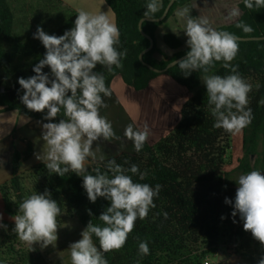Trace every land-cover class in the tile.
I'll return each instance as SVG.
<instances>
[{"label": "trees", "instance_id": "trees-1", "mask_svg": "<svg viewBox=\"0 0 264 264\" xmlns=\"http://www.w3.org/2000/svg\"><path fill=\"white\" fill-rule=\"evenodd\" d=\"M25 0H0V113L15 111L29 118L26 124L29 130L43 132L42 125L58 123L64 119L63 109L59 116L51 121L45 120L47 110L42 113L30 111L22 103L24 90L18 78H29L35 73L33 68L43 59L46 49L38 39H34L40 26L49 35H63L71 30L78 13L64 11L58 0H40L33 5L29 22L20 20ZM114 16V23L120 31L118 50H127L122 59V68H114L112 73L102 65L94 69L103 73L106 85L110 87L114 77L120 76L124 84L135 92L147 88L149 82L159 75L171 78L185 88L190 97L181 108V119L175 128L163 136L154 145L144 144L140 152L120 153L105 160L89 159L88 173L99 167L106 171L109 160H115L124 168L132 164L146 172L144 180L139 175L132 176L134 182L148 183L155 187L162 186L158 197L146 219L135 222L134 230L128 235L125 245L118 251L104 253L108 264H203L206 256H213L219 244L235 245V253L247 264H258L264 257V246L253 238L251 232L243 229V220L234 210L235 195L238 185L230 181V172L224 171L226 157L230 150L231 134L215 128V119L211 114L207 100V89L201 80L202 71H193L185 76L178 64L163 74L150 71L139 61V54L148 46V40L138 29L149 0H103ZM170 0H161L162 7L155 13L159 17ZM192 0H175L165 19L161 22L144 21L143 32L154 41L152 49L143 55L146 64L163 69L171 61L185 55L190 49L186 43L171 33H162V41L171 55L157 47L156 34L160 27L173 19L179 8L190 9V15L196 17L191 6ZM233 7H238L241 15L229 20L227 14ZM226 22L218 31H229L240 38L264 37V8L248 9L243 0L225 12ZM244 22L253 28L245 34L236 27L237 22ZM238 66L239 74L252 85L248 94V107L252 110V120L242 129V157L237 161L236 170L246 174L257 170L264 174V41L240 42L239 52L231 62ZM43 71L49 74L47 66ZM209 74L226 76L230 69L223 67V62H216ZM10 160V179L0 185V196L5 212L12 216L18 214L19 204L30 195L43 194L47 189L61 208L59 229L63 219H73L83 230L89 221L94 225L104 226L99 220L102 212L110 206V201L98 197L95 203L88 200L83 188V177L69 172L61 177L49 173L43 162L35 163L22 171L23 164L32 156L34 142L24 136L20 130H13L7 137ZM255 160L251 163V157ZM127 161V163H125ZM2 157L0 155V166ZM111 176V173H109ZM225 198L232 201L225 203ZM91 210L92 215H89ZM164 213H167L165 217ZM223 217V218H222ZM235 221V222H234ZM0 227V264H44L37 253L38 243L31 245L22 242L13 231L12 221L1 222ZM99 247V240L93 236ZM146 241L150 253L140 256L139 243Z\"/></svg>", "mask_w": 264, "mask_h": 264}, {"label": "clouds", "instance_id": "clouds-1", "mask_svg": "<svg viewBox=\"0 0 264 264\" xmlns=\"http://www.w3.org/2000/svg\"><path fill=\"white\" fill-rule=\"evenodd\" d=\"M243 3L250 10L264 8V0H243ZM161 7V0H149L144 16L154 18ZM189 13L188 8L177 13L185 18L184 32L190 49L178 67L185 76L202 71L200 78L207 89L208 105L215 119L213 126L238 134L252 120V110L248 107L252 85L239 74L238 66L231 63L239 52L241 38L229 31H218L207 17H193ZM240 15L239 8L233 7L227 19ZM74 25L59 36L49 35L42 27H37L34 39L42 43L46 52L33 68L35 75L18 78V83L24 90L21 101L27 109L38 113L47 110L44 119L48 121L59 116L61 109L65 117L58 123L42 125L43 151L36 154V159L45 164L49 173L63 177L74 172L83 177L82 186L90 202L95 203L98 197L110 201V206L99 216L104 226L89 221L81 232L82 238L69 246L71 264H108L104 253L118 251L125 245L137 219H146L155 208L154 199L162 186L134 182L127 172L139 175L141 180L147 173L141 172L136 164L126 169L114 159L107 162L106 171L96 167L92 169L95 175L86 174L89 158L96 159L93 143L101 138L119 139L111 122L100 114V109L108 106L104 98H110L112 92L104 74L94 69L98 64L109 73L114 68H122L127 50H118L119 28L105 12L92 14L81 10ZM236 27L245 34L253 32V28L242 21L237 22ZM216 62H223V67L230 69L231 74H209ZM45 66L50 68L51 78L43 71ZM124 135L133 142L136 152H140L149 137L148 126L138 128L129 124ZM236 182L238 188L231 215L235 217L239 213L243 229L264 246V174L252 170L240 175ZM225 203L232 201L225 198ZM88 211L92 215L91 210ZM61 214V208L47 189L43 194L34 193L19 204L18 214L13 217V231L22 242L31 245V250L34 243H39L41 248L55 246L60 227L57 218ZM164 215L167 217V213ZM0 227L6 228V225L0 223ZM93 236L99 240V247ZM138 247L140 256L150 253L146 241H141ZM258 264H264V257Z\"/></svg>", "mask_w": 264, "mask_h": 264}, {"label": "crops", "instance_id": "crops-1", "mask_svg": "<svg viewBox=\"0 0 264 264\" xmlns=\"http://www.w3.org/2000/svg\"><path fill=\"white\" fill-rule=\"evenodd\" d=\"M58 1L64 11L79 13V11L83 10L92 14L105 12L110 18V20L114 22L113 13L105 5L103 0ZM238 2H240V0H192L190 3L195 11L196 17H207L210 21L211 26L217 29L225 25V12ZM182 10L183 8H179L178 10H176L174 18L166 21L160 27L159 31L155 36L157 47L167 55H171L172 52L169 51L164 45L161 36L162 33H171L177 36L178 38L182 37V39L179 38L181 41H187L188 39L184 32L186 22L185 18H182L177 14ZM180 28L182 31H180ZM181 33L184 34V37L186 39L183 38V35ZM109 88L112 92V95L110 98H104L105 103L108 106L106 108H101L100 114L109 119L112 115V112H114L115 117L113 119L116 120L117 118H119L121 120V133H119L118 137L120 136V134H122L123 137L125 128L129 124H133L134 127L138 128H143L144 125H147L149 130V137L146 143L148 145L155 144L163 136L167 135L175 128V126L179 123L181 119V108L190 97L189 91L176 84L171 78L165 75H159L155 77L149 82L146 89L139 92H135L128 88L124 84L120 76H116L112 79ZM115 120H113L111 123H115ZM27 122L28 121H26V123ZM3 123L4 122L0 123V141H3V139H5L10 133V131L13 129L11 128V125H8L7 123L2 125ZM114 140L115 138L111 140H103L101 138L100 140L96 141V144L98 142L110 144V142ZM131 144H133L132 141ZM135 151L136 150L134 148L131 151L127 150L125 152L120 153L133 154ZM33 154L34 149L32 156ZM105 158L108 157H103V159ZM96 159L101 160L100 157H96ZM27 169L29 168H26L24 170ZM10 176V160L6 159L4 162H1L0 166V185L8 181L10 179ZM0 215H2V221H9L12 217L5 212L1 196ZM2 221H0V223Z\"/></svg>", "mask_w": 264, "mask_h": 264}, {"label": "rangeland", "instance_id": "rangeland-1", "mask_svg": "<svg viewBox=\"0 0 264 264\" xmlns=\"http://www.w3.org/2000/svg\"><path fill=\"white\" fill-rule=\"evenodd\" d=\"M39 2L40 0H25L24 4H27L26 6L23 5L24 9L22 10L20 14V20L26 19L27 22L30 21L32 17V11L34 10L33 5L36 4V2ZM61 7V6H60ZM62 8V7H61ZM179 29V27H178ZM180 31L181 28H180ZM184 37V34L181 33ZM182 39V37H179ZM186 39V38H185ZM184 45L186 44V40H182ZM115 117V113L112 112L111 117L108 119L110 122H112ZM26 121H29V118H27L24 115H20L15 111H8L0 113V123L4 122L2 125L7 123L8 125H11L13 128L10 133L15 130H20V132L33 140L34 142V154L32 157H30L22 166V170L26 168H30L37 162H42L40 160L36 159V154L41 153L43 151V144L44 141L42 139V132L39 130H28L26 127ZM120 119L117 118L115 120V123L113 122L112 127L116 134V136L121 133L120 131ZM1 128V127H0ZM21 128V129H20ZM9 133V134H10ZM8 134V135H9ZM7 135V136H8ZM7 138L3 139V141H0V155L2 157V162H4L6 159H9L7 157L8 151H9V143L6 142ZM154 145V144H153ZM242 132L238 134H231V141H230V150L228 152V155L226 157V164L224 166L225 172L231 173L230 181L234 184H237V180L241 174V172L236 170L237 167V161L242 157ZM131 147V148H130ZM133 148V144H131V140L127 139L125 135L120 134L119 139H115L114 141L110 142V144H105L104 142H96L93 143V151L96 154V157H113L115 155H118L120 152H125L127 150L131 151ZM93 160L92 158H89ZM107 159V158H105ZM103 159V160H105ZM255 160V157H251V163H253ZM94 161H98L95 159ZM13 218L11 217L12 221ZM83 231L82 227H79L77 222L73 219H67L66 217L63 219V225L62 228L58 230V240L56 241L55 246L49 245L46 248H41L40 244L38 243V254L41 256V259L44 261V264H71V258H70V249L69 246L80 240L81 232ZM207 262L208 264H247L246 261L241 257L238 256L235 253V245H227L223 246L219 244V246L216 248L213 256H206L204 259L203 264Z\"/></svg>", "mask_w": 264, "mask_h": 264}, {"label": "water", "instance_id": "water-1", "mask_svg": "<svg viewBox=\"0 0 264 264\" xmlns=\"http://www.w3.org/2000/svg\"><path fill=\"white\" fill-rule=\"evenodd\" d=\"M175 0H170L166 7L164 8L162 14L157 17V18H143L139 21L138 23V29H139V32L140 34L145 37L147 40H148V46L139 54V61L141 62L142 65H144L145 67H147L150 71L152 72H155L157 74H163L165 73L168 69L174 67L175 65H177L179 63V61L183 60L186 58V54L171 61L170 63H168L163 69H156L152 66H150L149 64H146L144 61H143V55L147 52H149L153 45H154V41L152 40V38H150L148 35H146L143 30H142V23L144 21H149V22H161L165 19L168 11L170 10L171 6L173 5ZM245 41H264V37H260V38H241V42H245Z\"/></svg>", "mask_w": 264, "mask_h": 264}, {"label": "built area", "instance_id": "built-area-1", "mask_svg": "<svg viewBox=\"0 0 264 264\" xmlns=\"http://www.w3.org/2000/svg\"><path fill=\"white\" fill-rule=\"evenodd\" d=\"M204 264H208L207 262H205Z\"/></svg>", "mask_w": 264, "mask_h": 264}]
</instances>
